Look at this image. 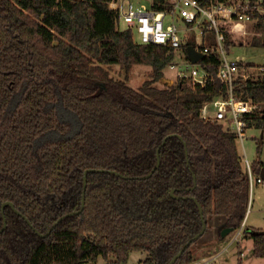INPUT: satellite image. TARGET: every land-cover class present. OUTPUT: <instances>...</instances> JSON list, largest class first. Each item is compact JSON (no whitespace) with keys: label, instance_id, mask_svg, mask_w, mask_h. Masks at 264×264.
I'll return each instance as SVG.
<instances>
[{"label":"trees","instance_id":"16d2710c","mask_svg":"<svg viewBox=\"0 0 264 264\" xmlns=\"http://www.w3.org/2000/svg\"><path fill=\"white\" fill-rule=\"evenodd\" d=\"M110 1L0 0V264H122L134 251L147 252L141 264H168L191 239L172 264H192L209 228L222 239L246 218L238 136L201 113L228 90L218 56L199 61L215 76L206 85L157 86L176 51L138 43ZM135 65L152 68L139 88ZM235 93L262 106L247 120L264 129V72L239 77ZM245 236L264 257V228Z\"/></svg>","mask_w":264,"mask_h":264},{"label":"built area","instance_id":"2783aa9c","mask_svg":"<svg viewBox=\"0 0 264 264\" xmlns=\"http://www.w3.org/2000/svg\"><path fill=\"white\" fill-rule=\"evenodd\" d=\"M109 6L117 12L118 25L125 23L126 28L133 31L135 40V35L138 36V43L168 46L176 51L175 59L168 66H177L180 78L189 77L201 85L215 79L200 60H191L189 46L203 54L202 57L218 56L217 78L228 85V90L203 105L202 117L224 122L226 129L235 132L244 147L249 128L247 118L260 113L262 106L251 98L243 99L237 95L235 84L239 77L247 79L255 75H248V68H258L259 74L264 72V65L249 66L244 55L233 57L231 53L243 44L244 41L241 43L240 40L254 33L255 29L258 30L255 35H264V30L257 28L264 22V0H111ZM178 52L182 53L181 62L176 61ZM244 153L242 162L249 175L250 188L264 187V176L253 170L245 147ZM246 218L237 229L235 241L245 230Z\"/></svg>","mask_w":264,"mask_h":264},{"label":"rangeland","instance_id":"374dc122","mask_svg":"<svg viewBox=\"0 0 264 264\" xmlns=\"http://www.w3.org/2000/svg\"><path fill=\"white\" fill-rule=\"evenodd\" d=\"M120 29H125L126 24L121 23ZM255 32H258L257 29H255ZM254 33H251L249 36L245 37L244 40H240V37L237 36L236 39L243 44L238 45L237 48H234L231 55L233 57H236L237 55H244V58H246L247 61L254 63V65H264V35L260 37V45L253 46L251 45V39L255 35ZM136 40H138V36L135 35ZM177 56L179 58H176V61H182L181 52L177 53ZM248 62V63H249ZM177 66L176 67H170L166 66L164 69V76L156 83L157 86L160 87H167L173 84L178 77L177 75ZM110 72L112 75L116 77H125V72L121 68L120 65L114 64L109 66ZM152 71V68L148 65H135L131 71L129 83L135 87L139 88L144 80L148 78L150 72ZM259 72L258 68L254 69H247L246 73L248 75L257 76ZM189 83L193 82L192 78L186 77L185 78ZM247 138L244 142V147L246 149L247 158L250 162H253L257 157L260 156L261 160L264 161V129L258 128V127H250L246 131ZM262 145L261 154L258 153V147ZM238 151L240 155H245L244 153V147L241 143V141L237 142ZM247 223L249 226L255 227V228H264V187L261 185L254 186L250 191V202H249V208L247 213ZM214 224V222H212ZM236 230L229 233L230 235L227 236L226 240L223 241L220 244V247L217 249V254L220 252L221 248L225 246V244H228V240L232 238L236 234ZM244 232V231H243ZM248 238L245 236V232L243 237L239 240V242H233L228 250H226L224 253H222L217 258V264H264V257H257L253 254V240H249L248 242L245 240ZM249 239V238H248ZM252 248V249H251ZM243 251V252H242ZM242 252V253H241ZM147 255L146 251H134L130 254L129 259L126 263L122 264H141L140 258H143ZM210 257V256H209ZM110 260H114V256H110ZM84 264H114L108 263V260H106L103 256H99L94 261H87ZM207 264H213L211 261Z\"/></svg>","mask_w":264,"mask_h":264},{"label":"crops","instance_id":"0c3cea01","mask_svg":"<svg viewBox=\"0 0 264 264\" xmlns=\"http://www.w3.org/2000/svg\"><path fill=\"white\" fill-rule=\"evenodd\" d=\"M249 227H252V226L248 225L247 219H246V221H245V229L249 228ZM236 231H237V229H236ZM228 235H230V234H228ZM243 235H244V232L242 233V235L240 236V238L236 242H239V240L241 239V237H243ZM227 236H225L224 238L220 239L218 237V235H217L215 227L212 226V228H209V230L201 237V239H199V241L195 244V246L193 248L194 256H195V259H196L195 263L202 262L203 260L211 259V262H213V263L216 262L214 264H217V258L222 253H224L226 250H228L229 246L233 242H235V240H234L235 235H234V236H232V238L230 240H228V244L227 245L225 244V246H223L221 248L220 252L217 254V249L220 247V244L223 241L226 240ZM245 240L248 242L250 240V238L249 239L246 238ZM144 258L145 257L140 258L139 260H142ZM207 263L208 262H206L204 264H207Z\"/></svg>","mask_w":264,"mask_h":264},{"label":"water","instance_id":"95a60500","mask_svg":"<svg viewBox=\"0 0 264 264\" xmlns=\"http://www.w3.org/2000/svg\"><path fill=\"white\" fill-rule=\"evenodd\" d=\"M188 52H189V56H190V58H191V60L193 61V62H198L201 58H202V56H203V54H200V53H197L195 50H194V47L191 45V46H189L188 47ZM158 165H159V163H158ZM97 169H95V168H90V169H88V170H86V172H85V176H84V178H85V188H86V184H87V173L88 172H91V171H96ZM154 170V169H153ZM153 170H152V172H153ZM151 172V173H152ZM150 173V174H151ZM260 174L262 175V176H264V166L262 167V169H261V171H260ZM84 198H85V193H84V195H83V202H82V208L79 210V211H77V212H81V210L83 209V207H84ZM12 204V203H11ZM13 205V204H12ZM199 206H200V208H201V213H202V216H203V210H202V207H201V204L199 203ZM15 208V207H14ZM15 210H16V212H19L18 210H17V208H15ZM72 213H75V212H72ZM62 219V217L58 220V222L60 221ZM58 222H56L53 226H52V228L58 223ZM6 224H7V221H6V219H5V225H4V227H3V229L5 228V226H6ZM51 228V229H52ZM206 228H207V224L205 223L204 224V226H203V228H202V230H201V233H204L205 231H206ZM234 229L232 228V227H226V228H224L223 230H222V236H227L229 233H231L232 231H233ZM192 241V239L191 240H189L183 247H182V249L178 252V254H176L174 257H173V259L168 263V264H172L182 253H183V251L187 248V246L190 244V242Z\"/></svg>","mask_w":264,"mask_h":264},{"label":"flooded vegetation","instance_id":"af4514ba","mask_svg":"<svg viewBox=\"0 0 264 264\" xmlns=\"http://www.w3.org/2000/svg\"><path fill=\"white\" fill-rule=\"evenodd\" d=\"M241 161H242V156H241ZM243 163V162H242ZM243 166H244V164H243ZM245 168V167H244ZM246 170V169H245ZM234 231V230H233Z\"/></svg>","mask_w":264,"mask_h":264}]
</instances>
